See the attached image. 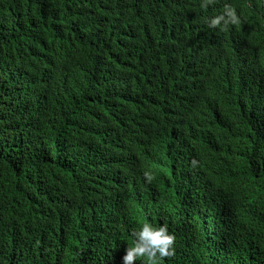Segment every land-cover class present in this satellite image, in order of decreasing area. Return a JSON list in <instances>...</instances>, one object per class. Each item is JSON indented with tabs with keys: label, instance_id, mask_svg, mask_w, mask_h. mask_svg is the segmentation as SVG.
I'll list each match as a JSON object with an SVG mask.
<instances>
[{
	"label": "trees",
	"instance_id": "16d2710c",
	"mask_svg": "<svg viewBox=\"0 0 264 264\" xmlns=\"http://www.w3.org/2000/svg\"><path fill=\"white\" fill-rule=\"evenodd\" d=\"M193 1L0 0V264H75L58 245L36 254L35 246L5 223L20 212L7 201L26 209L43 188L52 190L56 208L73 207L77 223L90 214V206L98 205L100 186L105 216L118 225H155L135 202L146 192L127 188L122 195L113 189L110 174L102 172L117 161L128 118L125 105L131 103L132 81L144 76V56L153 54L161 42L165 53H173L188 38L158 33L164 17L155 10L177 2L191 6ZM122 7L146 28L131 45L127 33L121 32L123 21L114 18L125 13ZM87 31L96 34V47H86L89 57L79 56L61 70L44 67L52 49L65 51L70 40H83ZM166 60L151 87L171 72V55ZM81 65L91 67L85 86L97 100L88 99L73 80L74 69ZM263 90L260 82L236 86L235 123L219 129L230 154L241 167L247 164L242 171L232 169V199L227 201L209 176L199 175L202 185L194 181L190 156L170 194L158 197L156 220L176 237L175 255L160 264H264V103L258 102ZM189 151L197 156L192 146ZM163 173L169 178L174 170L165 164ZM104 226L98 220L82 241L85 256L90 264H123V248L99 239ZM134 264H143L142 259Z\"/></svg>",
	"mask_w": 264,
	"mask_h": 264
},
{
	"label": "clouds",
	"instance_id": "9594fccd",
	"mask_svg": "<svg viewBox=\"0 0 264 264\" xmlns=\"http://www.w3.org/2000/svg\"><path fill=\"white\" fill-rule=\"evenodd\" d=\"M257 1L195 0L191 6L177 2L155 10L164 17L163 29L158 33H165L164 38L183 33L188 38L173 53H165L161 42L153 54L144 56V76L132 81L131 103L125 105L124 117L128 118L117 147V161L102 172L110 174L113 189L122 195L127 188L144 190L146 193L137 196L135 202L155 225L132 221L118 225L105 216L100 186L98 205L90 206V214L77 223L72 220L73 207L56 208L52 190L43 188L33 194V202L26 209L15 200L7 201L20 210L5 222L12 232L22 234L35 246L36 254L49 245H58L75 264H90L82 241L101 220L105 226L98 231V237L106 246L123 248V264L140 259L143 264H160L174 256L176 237L167 225H159L155 206L159 196L170 194L184 160L191 157L188 163L192 164L198 185H202L199 175L209 176L227 201L232 199L228 190L232 169L242 171L247 165L241 167L230 154L219 129L235 123L232 90L257 82L264 84V0L252 11ZM122 8L125 13L114 18L123 21L121 32L127 33L131 45L146 28L139 18H133L129 8ZM95 37L93 31H87L83 40H70L65 51L52 49L44 67L61 70L79 56L89 57L86 47H96ZM166 55H171V72L151 87L152 77L167 62ZM90 72L89 65H81L74 69L72 77L88 99L97 100L92 89L85 86ZM258 95V102L264 103V90ZM78 108L73 111L75 125ZM241 120L239 115L237 123ZM190 146L197 156L190 155ZM165 164L174 170L172 177L164 175ZM46 240L49 244L43 245Z\"/></svg>",
	"mask_w": 264,
	"mask_h": 264
}]
</instances>
